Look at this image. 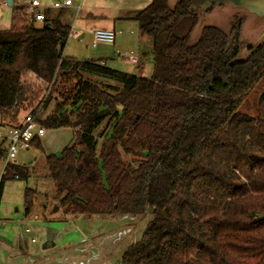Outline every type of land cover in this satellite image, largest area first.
I'll return each instance as SVG.
<instances>
[{"label":"trees","instance_id":"trees-1","mask_svg":"<svg viewBox=\"0 0 264 264\" xmlns=\"http://www.w3.org/2000/svg\"><path fill=\"white\" fill-rule=\"evenodd\" d=\"M204 1L152 0L134 17L153 40L151 78L64 57L74 9H47L35 23L13 6L10 27L0 30L3 122L39 98L41 89L23 81L34 74L52 84L37 121L73 132L60 157L45 159L58 208L74 218L146 222L121 264H264V40H242L243 17L228 32L206 25V15L229 4L203 10ZM32 145L41 149V140ZM16 177L28 180L29 169L7 167L0 203ZM36 196L25 191L27 215Z\"/></svg>","mask_w":264,"mask_h":264},{"label":"rangeland","instance_id":"rangeland-1","mask_svg":"<svg viewBox=\"0 0 264 264\" xmlns=\"http://www.w3.org/2000/svg\"><path fill=\"white\" fill-rule=\"evenodd\" d=\"M21 5L24 1L32 0H19ZM45 1V0H43ZM52 2H62L63 0H49ZM48 1V2H49ZM82 7L80 10H74L72 15L68 18L70 25L72 27V34L69 36L65 50L64 57L73 58L79 61L94 60L98 62H104L112 69H124L131 70L135 74L142 76L143 78H151L154 74V67L152 63L154 62L153 53L151 56L140 57V68L134 66L127 54L124 51L115 53V46L113 44H99L96 48H93L92 41L90 37V32L93 30H107L114 29L116 26L117 34L121 35V45L127 43H137V37L142 33L139 30L138 23L135 19L125 18L128 17L127 13L130 8L138 1L145 3L144 8L149 6L152 0H82ZM50 3V2H49ZM20 5V6H21ZM136 12V11H133ZM140 12V11H139ZM137 12L136 14H138ZM125 15V17H123ZM12 10L10 8L0 9V30L8 29L11 23ZM243 17L245 19L243 28H242V40L250 45H257L262 42V34L264 32V19L249 13L244 9H236L230 5H224L222 7L214 8L208 15L205 17L206 25L218 26L225 32H228L231 26V22L234 17ZM125 19H119V18ZM107 28V29H106ZM75 34V35H73ZM145 42H141L142 50H146L145 44L148 41L153 40L148 36H143ZM117 39V44H118ZM120 54V55H119ZM249 52H244V55H248ZM114 61V62H113ZM140 72V74H138ZM25 83H32L35 87L42 88V86L37 85L35 77L32 74H27L23 80ZM47 84H43V87H46ZM261 92V85L251 93L249 101L247 104V114L253 115V107L257 103L258 94ZM58 97L53 96V100L48 106V109L45 111L44 117L50 113L56 107V101ZM42 112V111H41ZM39 113V115L41 114ZM24 113H22L19 118L22 119ZM16 121V120H15ZM13 121V123H15ZM5 126H8V122H3L2 116L0 115V132L6 129ZM73 132L69 128H63L58 130H46V135L41 139L43 145L41 149L33 146L29 151L20 152L17 156V162L19 167L29 168L31 165L36 166V178L31 181H14L10 180L6 182L5 187L6 191H12L13 193H23L28 189L34 191H55L52 181L45 180L41 174L44 169L45 155H56L61 156L63 148L72 140ZM3 140L0 138V145L4 148L6 144H2ZM4 169V161H0V178ZM51 203V202H50ZM49 203V204H50ZM46 204L45 197L37 192V196L34 202L33 211L35 213L43 212L42 205ZM19 210L21 214H24V206L19 205ZM55 209V206L51 210ZM16 210V209H15ZM50 210V212H51ZM50 212L45 214L46 220L41 217L39 221H36L33 218L28 219L23 223L22 229L26 228L36 230L41 225L42 227L52 226L56 230H61L62 223H53L49 221ZM20 214V215H21ZM41 216V215H40ZM52 217H55L53 214ZM57 217V216H56ZM21 218L24 216L21 215ZM146 225V222L142 223L135 232V240L137 242L141 240L142 231L140 227ZM45 230H43L44 233ZM35 236V235H34ZM29 237H32L29 235ZM134 237V236H133ZM46 239V234L42 235L41 238H38L39 246H43ZM136 242V241H135ZM116 257V256H115ZM122 258L117 260L116 258L110 260V264H121Z\"/></svg>","mask_w":264,"mask_h":264},{"label":"crops","instance_id":"crops-1","mask_svg":"<svg viewBox=\"0 0 264 264\" xmlns=\"http://www.w3.org/2000/svg\"><path fill=\"white\" fill-rule=\"evenodd\" d=\"M38 1L45 6H49L52 3V1L49 0ZM82 3L83 1L81 2V7ZM20 5L21 1L13 0V6L18 7ZM144 5L145 3L142 1L136 2L127 13L128 17H125V15L123 17L134 19L137 15L136 13L143 10ZM7 8L6 4L0 1V9ZM12 8L10 9L12 10ZM125 18L121 17L119 19ZM107 30L115 32L116 40L113 44L115 46V53L124 51L125 54L131 57L130 62L134 66L140 68L141 55H143V57L152 55L153 46L151 40L145 44L146 50H142L141 42H145L143 37L145 35L142 34V37L138 35L137 43L121 45V35L117 34L116 26L114 25L113 30ZM95 31L97 30L90 32L91 41ZM117 39L119 40L118 44ZM104 65L110 68L106 63H104ZM152 65L154 67V62ZM113 70L139 76L131 70ZM138 74H140V72ZM41 145H43L42 141ZM44 155L46 159L50 154L44 153ZM13 163L19 166L17 158ZM28 169L30 171V177L26 181L34 180L37 176L36 166L31 165ZM44 169L41 176L45 180H49L45 163ZM14 181L22 180L15 178ZM37 192L45 197L46 204L42 205L43 212L39 211L35 213L32 207L28 215L25 213V208L24 214H21L18 206L22 205V203L24 206V194L6 191L4 185L3 198L0 203V264H110L111 259H121L127 247L137 242V240H135V232L139 226L134 227L133 224L135 221L128 218L103 219L100 217L74 218L72 216H66L62 209L58 208L56 191ZM52 206H55V209L51 210ZM47 212L48 214L50 212V222L62 223L61 230H56L50 225L47 227L39 225L34 231L29 228L25 230L22 229L23 223L30 218L39 221V219L43 217L46 220L45 214ZM20 214L24 216V218H21ZM53 214H55V217H52ZM144 228V225H142L140 227L141 231H143ZM43 230H45L46 239L41 247L38 245V238L44 235ZM29 235L32 237H29Z\"/></svg>","mask_w":264,"mask_h":264},{"label":"built area","instance_id":"built-area-1","mask_svg":"<svg viewBox=\"0 0 264 264\" xmlns=\"http://www.w3.org/2000/svg\"><path fill=\"white\" fill-rule=\"evenodd\" d=\"M82 0H63L62 2H52L45 6L38 0L24 1L21 7L27 10V20L29 22L42 23L45 19V10L54 9H76L81 7ZM72 32H70V35ZM116 35L114 31L97 30L92 35V46L95 48L99 44H114ZM35 77L37 85L42 86L39 98L31 105L30 109L24 112L22 119L17 117L15 123L5 126L6 129L0 132V138L6 143V157L4 161L3 174L7 167L15 161L20 152L29 151L36 138L40 140L46 135V128L37 121V116L46 104L52 89V84L46 83L41 78ZM43 84H47L43 87ZM17 178V177H16Z\"/></svg>","mask_w":264,"mask_h":264},{"label":"water","instance_id":"water-1","mask_svg":"<svg viewBox=\"0 0 264 264\" xmlns=\"http://www.w3.org/2000/svg\"><path fill=\"white\" fill-rule=\"evenodd\" d=\"M8 8L13 7V0H2ZM229 4L231 7L236 9L247 10L251 14H255L264 19V0H205L202 4L203 10L208 9L213 5ZM204 20V17H202ZM262 40H264V32L262 34ZM264 216L260 217L259 220H263Z\"/></svg>","mask_w":264,"mask_h":264}]
</instances>
